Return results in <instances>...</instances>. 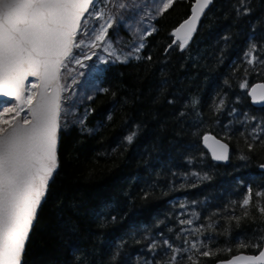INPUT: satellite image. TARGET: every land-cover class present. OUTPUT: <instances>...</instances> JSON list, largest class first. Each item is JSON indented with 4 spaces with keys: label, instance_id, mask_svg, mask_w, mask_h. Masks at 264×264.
Masks as SVG:
<instances>
[{
    "label": "trees",
    "instance_id": "obj_1",
    "mask_svg": "<svg viewBox=\"0 0 264 264\" xmlns=\"http://www.w3.org/2000/svg\"><path fill=\"white\" fill-rule=\"evenodd\" d=\"M194 1L157 15L139 59L102 66L81 117L60 120L58 168L22 264H215L261 250L264 108L247 91L264 82V0H212L181 50L171 33ZM206 134L229 145L227 164L211 160Z\"/></svg>",
    "mask_w": 264,
    "mask_h": 264
},
{
    "label": "snow or ice",
    "instance_id": "obj_2",
    "mask_svg": "<svg viewBox=\"0 0 264 264\" xmlns=\"http://www.w3.org/2000/svg\"><path fill=\"white\" fill-rule=\"evenodd\" d=\"M101 3L103 0H0V97L14 101L11 106L0 107V264H21L37 210L58 168L62 93L67 90L62 81L70 71V64L83 66L73 49L97 47L95 42L104 41L107 29L112 27L111 16L98 29L89 27L92 19L104 18V11L98 7ZM157 3V14L162 15L175 0H157ZM211 3L212 0H195L190 18L171 33L182 39L181 50ZM181 32L183 37L179 35ZM83 37L94 42L85 45ZM111 47L109 43L105 51ZM143 47L140 44L137 50ZM248 55L251 57L248 63L252 64L255 60L252 51ZM83 58L91 59L92 55L85 53ZM29 77H35L37 82L29 81ZM242 87L247 88V83ZM257 88L261 89L259 100L264 101V85L252 87L250 94L255 101ZM12 112L15 116L6 119L5 115ZM21 113L25 114L21 116ZM204 139L207 141L209 137ZM257 196L264 197V192ZM251 200L249 189L243 200L246 209ZM259 212L264 216V207ZM244 215H248L247 210ZM192 248L199 252L197 245L193 244ZM180 251L173 249L174 253ZM202 255L211 252L204 251ZM188 259L191 264H197L192 257ZM236 261L264 264V250L255 256L235 257L228 264ZM169 264H177L176 255L170 257Z\"/></svg>",
    "mask_w": 264,
    "mask_h": 264
},
{
    "label": "rangeland",
    "instance_id": "obj_3",
    "mask_svg": "<svg viewBox=\"0 0 264 264\" xmlns=\"http://www.w3.org/2000/svg\"><path fill=\"white\" fill-rule=\"evenodd\" d=\"M120 4H123L124 7H119ZM98 7L104 11V18L92 19L89 22V27L98 29L99 25L105 23L108 16L112 17V27L107 29L104 41L95 42L97 47L88 48L84 46L73 49L74 54L82 60L83 66L75 63L70 64V71L65 73L66 79L62 81L67 90L62 93L60 120L66 124H72L81 117L77 115V108L94 92L93 77L102 66L110 62H122L125 59L127 62L137 57V48L143 43L144 37L152 31V21L158 15L157 0H111V2L103 0V3L99 4ZM77 39H81V37L78 36ZM83 39L85 45L94 42L88 37H83ZM109 43L112 47L105 51ZM113 51L115 54L110 55L109 53ZM85 53L92 55V58L84 59ZM117 56L120 57L119 60L116 59ZM30 81L36 82L35 80ZM13 103L3 106H11ZM24 114L22 113V116ZM13 116H15V112L6 114L5 118L8 119Z\"/></svg>",
    "mask_w": 264,
    "mask_h": 264
},
{
    "label": "water",
    "instance_id": "obj_4",
    "mask_svg": "<svg viewBox=\"0 0 264 264\" xmlns=\"http://www.w3.org/2000/svg\"><path fill=\"white\" fill-rule=\"evenodd\" d=\"M194 3H195V1L193 2V5H194ZM193 5H192V7H193ZM211 5H212V3L204 10V13L201 15L199 21L196 24L195 31L191 34V37H190V39H188L187 42L192 41V39L194 37V34L198 31L203 17L207 13V11L211 8ZM192 7H191V9H192ZM190 16H191V12H190V15H189V17L187 19H189ZM178 27H179V25L177 26V28ZM179 35L181 37H183V32H181ZM177 43H182V39H177V37L173 36V44L175 45ZM28 80L29 81L30 80H35L36 81V78L35 77H29ZM256 85H264V82H256V83L252 84L248 88L247 95L249 97L250 104L254 108H264V101L259 100V95H260L261 89L257 88V93H256L257 99L255 101L253 99V96L250 94V89L252 87H255ZM5 101H13V99L10 98V97H0V102H5ZM21 116H22V113H21ZM59 132H60V128L58 130V141H59ZM205 136L209 137V139L207 141H205V139H204ZM202 145H203L204 149L207 151V153L209 154V156H210V158H211V160L213 162H215L217 164H227L229 162L231 150H230L229 145L225 141L217 138L216 136H214L212 134H206V135H204L202 137ZM221 145H226L227 147L226 148H222ZM57 148H58V145H57ZM221 155L226 156L227 158L226 159H217L216 158L217 156H221ZM258 170L261 171V172H264V164L260 165L258 167ZM52 179L50 180L49 184L51 183ZM45 197H46V195H45ZM45 197L42 199V202H41L40 206L43 204V202L45 200ZM40 206H39V208H40ZM37 213H38V210H37ZM36 218H37V215H36ZM35 221H36V219L33 222V227L35 225ZM33 227H32V229H33ZM32 229L30 230L29 235H30ZM28 238H29V236H28ZM27 241H28V239H27ZM27 241H26V243H27ZM26 243H25V248H26ZM25 248H24V252H23V254L21 256V264H22V261H23V255L25 253ZM261 250H264V236H263V244H262ZM259 252L257 254L239 253V254L233 255L232 257H230L228 259L218 261L215 264H228V262L233 260L235 257H238V256H245V257L246 256H255V255H258ZM236 264H246V262L245 261H236Z\"/></svg>",
    "mask_w": 264,
    "mask_h": 264
}]
</instances>
